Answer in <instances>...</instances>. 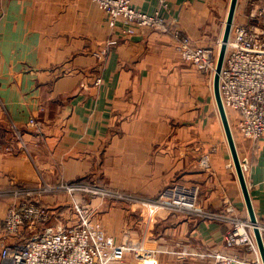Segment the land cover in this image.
Returning <instances> with one entry per match:
<instances>
[{"label":"crops","instance_id":"obj_1","mask_svg":"<svg viewBox=\"0 0 264 264\" xmlns=\"http://www.w3.org/2000/svg\"><path fill=\"white\" fill-rule=\"evenodd\" d=\"M130 1L147 14L158 8L157 0ZM229 5L169 0L163 16L218 56ZM250 10L248 0H238L233 24L247 23ZM120 32L111 31L106 14L88 0H0V192L44 179L97 182L133 194L135 202L90 200L83 211L93 217L99 205L106 234L134 246L126 264L252 257L225 248L230 221L141 204L174 183L194 184L206 211L222 213L229 203L249 220L221 122L215 124L212 76L184 62L170 35L137 29L124 38ZM112 38L117 44L109 46ZM237 136L253 211L264 225V137ZM9 196H0V251ZM39 202L69 226L83 219L77 207H68L79 202L72 195ZM0 264H6L1 257Z\"/></svg>","mask_w":264,"mask_h":264},{"label":"built area","instance_id":"obj_2","mask_svg":"<svg viewBox=\"0 0 264 264\" xmlns=\"http://www.w3.org/2000/svg\"><path fill=\"white\" fill-rule=\"evenodd\" d=\"M88 1L106 14L111 31L120 27L124 38L133 35L137 29L170 35L175 51L184 62L198 72L214 77L217 55L209 48L195 46L187 35L165 19L163 13L169 9V0H157L158 8L152 14L135 9L130 0ZM248 1L251 7L248 22L231 27L219 73V93L226 112L235 113L236 134L257 142L264 137V0ZM117 41L112 38L108 44L113 46ZM29 126L37 130L41 128L35 119L29 120ZM241 163L244 169L246 161L241 160ZM97 191L96 186L78 182H60L49 187L42 181L35 187L15 186L9 192H0V196L10 195L13 200L2 225V235L6 240L0 251L2 262L126 264L127 254L134 249L128 240L117 243L100 224L88 220L82 219L69 226L58 220L50 207L39 202L45 193L73 195L97 194ZM199 191L194 184L174 183L155 197L140 202L155 210L182 211L210 221H230L231 228L224 238L225 248L241 250L252 257L247 258L241 253L218 254L215 264H262L250 221L238 218L235 208L229 203L222 213L206 211L198 203ZM101 194L116 200L135 199L118 192L108 194L102 191ZM258 225L264 240V225Z\"/></svg>","mask_w":264,"mask_h":264},{"label":"water","instance_id":"obj_3","mask_svg":"<svg viewBox=\"0 0 264 264\" xmlns=\"http://www.w3.org/2000/svg\"><path fill=\"white\" fill-rule=\"evenodd\" d=\"M237 3H238V0H230L228 15H227L226 22H225L224 33H223L222 40H221V46H220V50L217 56L216 70H215V74L213 77V92H214V98H215L216 107H217V111L219 114L221 126H222L223 133L225 136V140H226L229 152H230L233 167L235 169L238 182L240 185V189H241V192H242V195L245 201V205L247 208L248 218L253 227V234L256 240V244H257V248L259 251L262 264H264V240H263L261 231L258 227L259 226L258 221L253 211L248 187H247L245 176H244V171L242 168V163H241V160L237 152V148H236L234 136H233V133L230 127V123L228 120L227 112L222 104L220 93H219V73L223 65V61H224V57L226 53V47H227V43L230 37L231 27L233 24V19H234Z\"/></svg>","mask_w":264,"mask_h":264},{"label":"rangeland","instance_id":"obj_4","mask_svg":"<svg viewBox=\"0 0 264 264\" xmlns=\"http://www.w3.org/2000/svg\"><path fill=\"white\" fill-rule=\"evenodd\" d=\"M242 2V0H241ZM211 76V75H210ZM216 112H217V108H216ZM227 116H228V120H229V123H230V127H231V130H232V133H233V136H234V140H235V144H236V148H238L237 144H238V139L239 137L237 136L236 134V130H235V120H234V117H235V113L234 112H231V111H227ZM215 124L216 125H219L220 124V119H219V116H218V112L215 113ZM219 122V124H218ZM221 125V124H220ZM17 131L15 132V135ZM220 137H221V140L222 138L224 139V133H223V130H222V127H221V130H220ZM237 152H238V149H237ZM238 155H239V158L241 159L242 156L241 154L238 152ZM46 180L43 179V182H45ZM78 183H81V184H88V185H91V187H94L96 186L98 188V193L97 194H89V193H74L72 195V197H77L79 202L77 203H72L70 204L68 207L71 206V209H74L75 207L78 208L79 212H80V215H81V218H83V220H88L94 224H100V221L98 219V210H99V205L97 206L96 208V211L94 210H90L93 212L92 214L94 215L93 217H90L89 215H86L87 213H84L83 211H88V207H84L85 205L88 206L89 204H87L90 200H93V201H96L97 203H99L100 200H112V201H116V198H112V197H106V196H103L101 193L102 191L104 192H107L108 194H116L117 192L120 193V194H125L127 196H131L133 197L134 195L131 194L129 195L128 193H123L119 190H116L114 188H111V187H108V186H105V185H101L97 182L95 183H92V182H85L84 180H79L77 181ZM45 184H47L49 187H52L55 185V183H48V182H45ZM50 196H61V197H64V196H71V195H68V194H65V193H61V194H58V195H51V194H43L41 197H50ZM139 198H142V197H139ZM136 199H133V200H130L129 202H135ZM65 202V201H64ZM68 204V203H67ZM69 209V208H68ZM95 212V213H94ZM101 225V224H100ZM103 228V227H102Z\"/></svg>","mask_w":264,"mask_h":264}]
</instances>
